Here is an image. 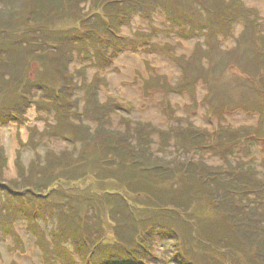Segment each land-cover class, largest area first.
Wrapping results in <instances>:
<instances>
[{
    "label": "rangeland",
    "instance_id": "rangeland-1",
    "mask_svg": "<svg viewBox=\"0 0 264 264\" xmlns=\"http://www.w3.org/2000/svg\"><path fill=\"white\" fill-rule=\"evenodd\" d=\"M191 160L264 216V0H0V264H264Z\"/></svg>",
    "mask_w": 264,
    "mask_h": 264
},
{
    "label": "trees",
    "instance_id": "trees-1",
    "mask_svg": "<svg viewBox=\"0 0 264 264\" xmlns=\"http://www.w3.org/2000/svg\"><path fill=\"white\" fill-rule=\"evenodd\" d=\"M113 31H115V30H113ZM105 59L107 61H110V57H108V56H105ZM13 115H15L14 116L15 118L18 117L16 114H13ZM122 144H125V143L123 141H121L119 145H121L123 147ZM114 146H115V144L112 142L111 146H109L110 151L111 152H115V153H120L122 155L123 148L119 147L118 149H116V147H114ZM125 150L126 149L124 148V152H125ZM174 169H176V168H174ZM206 169L207 168L204 165H202L201 163H199L197 161H194V160H191L189 162H185L184 164H182V171H184L185 173L179 172V174L183 175L185 180L190 181V184L195 185V184L199 183V185H202L203 188L202 187H199V188H200L201 191H203V194H206L207 197L217 199V201L219 199H223L224 196L226 197L222 204L221 203H217V209H219L220 212H222V214H225V216L227 217V218H225L226 220H223V222L221 223L223 225L227 224V226H225V228L221 227L220 231L222 232L223 236L225 235L227 237L228 240H235V239H236V241L242 240L240 243L244 244V247H248L250 244H252V242L249 241V239L247 238V235H246L247 227L246 226L247 225H252L253 222H254V227L259 226L261 223H263V225H264V216L262 214H260L257 211V209H255V208H249L250 211L249 210L245 211L244 210L245 207H250V204H246V205L238 204L239 203L238 201H240V200L238 198L236 199L235 196L232 195V194H230V195L226 194L227 193L226 192V188H222L223 189V194H219V192L216 189H213V187L209 183L207 185L204 184V183L207 182L205 180V175H203L204 170H206ZM190 177H191V179L189 180L188 178H190ZM245 184L246 185H243L244 189L245 188L253 189L254 187H258L259 186V184L254 183L253 179L246 180ZM240 185L241 184H239V187H241ZM188 186L189 185H187L185 187V189H183V191L186 192V193H189V192L193 191V189L190 191L188 189L189 188ZM138 192L142 193L144 191L142 190V191H138ZM150 192H152V191H150ZM195 192H196V190H195ZM214 192H216V197L213 196ZM156 199H159V198L156 197ZM179 205L181 207V204H179ZM243 207H244V209H243ZM198 220H200V219H198ZM148 233H147V236H145V240L146 241L139 242L140 243V247L142 249V254H144V256H145V254H148V252L151 251L150 250L151 249V244L149 243V240H147V237H149ZM262 235L264 236V234H262ZM258 240L259 241L262 240V241L259 242V244H260L259 247L261 249V253H264V237L263 238H258ZM73 241H74V239H73ZM127 246H129V244H127ZM127 246L124 245V247H125L124 249H125L126 253L120 252L119 250H115V251L110 252V255L105 253L104 254V259L99 260V263L100 264H127L128 261L125 259V257L130 258V260L131 259L137 260L138 258H140L139 254H138V252L141 253L139 247H133L131 245L132 247H130L131 248L130 249ZM92 251L93 250L88 252L86 260L88 261V263L91 262V263L94 264L93 256L90 257V253ZM178 253L180 254V257H181L180 260H181V264H182V263H184V261L182 259H184L185 257L181 254L182 252H178ZM115 257L119 258V259L115 260L114 259ZM120 258H122V259H120ZM142 259L143 258H141V260ZM190 263L191 262H186V264H190Z\"/></svg>",
    "mask_w": 264,
    "mask_h": 264
},
{
    "label": "bare ground",
    "instance_id": "bare-ground-1",
    "mask_svg": "<svg viewBox=\"0 0 264 264\" xmlns=\"http://www.w3.org/2000/svg\"><path fill=\"white\" fill-rule=\"evenodd\" d=\"M124 63V62H123ZM128 64V63H127ZM124 65V64H123Z\"/></svg>",
    "mask_w": 264,
    "mask_h": 264
}]
</instances>
